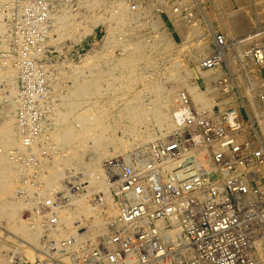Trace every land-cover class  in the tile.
I'll use <instances>...</instances> for the list:
<instances>
[{
  "label": "bare ground",
  "instance_id": "1",
  "mask_svg": "<svg viewBox=\"0 0 264 264\" xmlns=\"http://www.w3.org/2000/svg\"><path fill=\"white\" fill-rule=\"evenodd\" d=\"M166 1L172 0H35L32 18L22 24L34 29L32 47L24 55L21 38L12 46L10 37L13 0H0V264H32L37 257L41 259L34 248L50 239L63 248L59 259L66 264H89L86 255L100 242L113 247L109 225L117 219L119 207L111 193L108 160L116 158L145 172V161L150 164L157 159L185 105L202 112L236 99L230 97L231 92H223L221 63L239 72L236 83L233 71L227 70L231 84L227 88L238 91V105L246 108L252 130L257 124L264 137L259 79L255 77V82L246 76L239 57L237 61L231 58L236 51L225 53L226 35H220L225 42L220 44L212 28L216 20L219 28L230 25L233 32L244 30L253 22L248 14L237 18L231 12L224 22L205 13L199 0H191L200 9L206 36L212 38L209 43L198 15L187 9L190 0H175L171 6H165ZM18 6L20 12L25 9ZM160 10L175 24L181 45L174 46L166 31L158 33L164 24ZM97 27L104 29L98 46L84 43ZM255 33L231 47L245 49L258 39L260 34L254 37ZM36 40L39 44L34 47ZM262 45L258 57L264 66V40ZM76 47L82 52H76ZM174 48L189 56V66L175 74L173 67L179 60L172 58ZM250 50L241 58L254 62ZM12 51L14 56H10ZM218 51L221 63L218 59L212 68H203V62ZM226 58L233 63L228 64ZM163 75L167 85L158 83V76ZM189 78L202 80L205 91L188 82ZM196 152L191 150L184 159ZM172 167L170 161L160 159L154 170L158 173L160 168L161 178L170 181L166 176ZM68 186L76 192L69 194ZM55 193L65 198L63 205H49ZM23 209L28 210L26 221L20 217ZM177 221L173 216L163 223ZM175 229L162 235L169 245L180 241ZM255 248L264 260V239Z\"/></svg>",
  "mask_w": 264,
  "mask_h": 264
},
{
  "label": "built area",
  "instance_id": "2",
  "mask_svg": "<svg viewBox=\"0 0 264 264\" xmlns=\"http://www.w3.org/2000/svg\"><path fill=\"white\" fill-rule=\"evenodd\" d=\"M34 2L13 0L10 37L12 46L21 38L24 55L32 47L34 29L22 24L32 18ZM18 3L25 7L22 12ZM29 38L31 44H26ZM217 40L225 44L220 35ZM38 44L36 40L34 47ZM260 51L251 50L252 60L264 69ZM219 53H212L203 68H212L218 59L221 63ZM14 54L12 51L10 56ZM221 84L227 95L228 79ZM258 93L264 105V74ZM183 108L157 159L150 164L145 161V172L118 159L107 162L111 193L119 207L117 219L109 225L110 244L114 246L98 243L86 255L89 264H162L167 259L170 264H264L255 248L264 239L263 134L257 124L252 130L246 108L240 105L222 108L215 104L202 112L190 105ZM191 150L197 152L184 159ZM160 159L173 164L166 176L170 181L161 178L160 168V174L154 170ZM66 188L69 194L76 192L74 186ZM54 195L49 205L66 202L61 194ZM173 216L178 217L177 222L163 223ZM174 229L180 241L169 245L172 243L162 235ZM55 243L50 239L34 248L41 259L37 257L32 264H66L59 259L63 248Z\"/></svg>",
  "mask_w": 264,
  "mask_h": 264
},
{
  "label": "rangeland",
  "instance_id": "3",
  "mask_svg": "<svg viewBox=\"0 0 264 264\" xmlns=\"http://www.w3.org/2000/svg\"><path fill=\"white\" fill-rule=\"evenodd\" d=\"M200 1V6H201V8L203 9L204 8V12L206 13V12H208L207 14L210 16V17H216L217 18V16L218 17H220L224 22L226 21V19H227V16H228V14H230L231 12L232 13H234V14H237L236 15V17L237 18H239L240 17V14H244V15H247L248 16V18L250 19V21H253V22H251V24H250V29H249V27L248 28H245L244 30H241V31H236L235 29H233V30H235L236 32H233L231 29L232 28H230V27H232V26H223V27H221L220 26V28H219V24H218V22H216V20H213V22H212V28H213V33H217V34H219V35H223L224 34V36L226 37V40H227V44H228V47H227V49H226V54L228 53V49H231L232 50V48H233V50L234 51H236V54L234 55V57L232 56L231 58H232V60H233V58H234V61H237V60H235V59H238V57H239V59H240V61H239V59H238V64L239 65H241L243 68H244V70H245V72H246V76L248 77V78H250L252 81H257L258 79H259V81H257L256 83L258 84V85H260V76H261V74H264V69H262V68H260V67H258L254 62H252V61H249V62H247V60L246 59H244V58H241L242 56H244V55H246L245 53H247V52H249V50L251 49V50H254V49H258V48H261L263 45H262V40H264V27H262L261 28V26H263L264 25V23L263 24H260V22L262 23V22H264V19H262V18H264V10H263V8H264V0H240V2H242L243 3V5H240V2H239V0H199ZM167 2V5H165V6H171V4L172 3H174L175 2V0H172V1H166ZM228 4V6H226V7H224L225 6V4ZM254 4V5H253ZM257 4H260V5H257ZM173 5V4H172ZM262 5V6H261ZM245 7V8H244ZM252 8V9H251ZM261 8V9H260ZM158 9H159V7H158ZM187 9L189 10V12L190 13H194V14H196V15H198V19L200 20V23H201V25L204 27V29H203V33L205 34V36H206V34H207V31H206V27L204 26L205 25V23H204V21H203V18H202V16L199 14L200 12H199V10L200 9H198V8H196L194 5H193V3H192V1L190 0V4H189V6L187 5ZM245 9V10H244ZM249 9H250V11H249ZM154 10V9H153ZM253 10H256L257 12L259 11V17H258V14H257V12L256 11H253ZM263 10V12H261ZM225 11H226V13H225ZM247 11H249L248 13H247ZM155 11H153L152 13H154ZM158 12V16H160L161 17V19L163 20V22H164V24H163V26H160L159 28H158V33H160V32H162V31H166L167 33H168V35H169V37H170V39L172 40V42H173V44H174V46H179V45H181L182 44V40H181V35L178 33V31L175 29V24H173V22L171 21V19H169L168 18V15L166 14V12H164V11H157ZM253 12V13H252ZM215 13V14H214ZM255 13V14H254ZM260 13H262V14H260ZM222 15V16H221ZM261 15H263V17H261ZM209 16H207L208 17V19H209ZM256 16V17H255ZM261 17V18H260ZM226 18V19H225ZM258 18H260V19H262V20H259ZM214 19V18H213ZM259 20V21H257V20ZM256 21L258 22V24L256 23ZM214 23V24H213ZM217 24H218V26H217ZM254 24V26H252ZM257 25V26H256ZM261 25V26H260ZM215 26V27H214ZM228 27V28H227ZM227 29H229V30H227ZM249 29V30H248ZM223 30V31H222ZM226 30V31H225ZM258 30V31H257ZM263 31V34H262V31ZM160 31V32H159ZM245 31H247V33H245ZM227 32V33H226ZM232 32H233V34H232ZM238 32V34H236ZM254 34V32H256V33H259L260 35H262V37L259 35V37H258V35L255 33V35H254V37L255 36H257L258 37V39L256 40V39H253V40H251L248 44H247V49H248V51L246 50V52H245V49L243 48V46H240V48L239 47H236V46H234L235 47V49H234V47H231L232 46V44L235 42V41H238V40H240V41H243V38H244V36L246 37H249L250 38V36H251V34L252 33ZM103 33H104V29H103V27H97L96 29H95V32L91 35V36H88V37H86V38H84V43H86L87 41H89V42H91V43H93V44H96L97 46H98V44H99V40H100V38L102 37V35H103ZM232 35H231V34ZM245 34V35H244ZM252 34V35H253ZM235 35V36H234ZM236 35H238L237 37H236ZM230 36V37H229ZM232 36V37H231ZM251 37H253V36H251ZM206 38H207V41L209 42H211L212 41V38H210V37H208V36H206ZM249 38H245L244 40H246V39H249ZM235 39V40H234ZM230 42H232V43H230ZM209 42V43H210ZM239 42V41H238ZM260 43H261V45H260ZM248 46L249 47H251L252 46V48H248ZM253 46H254V48H253ZM88 47L86 46L85 48H84V50H86ZM213 47H211V49H212ZM238 48V49H237ZM78 49V47H76L75 48V51ZM210 49V48H209ZM240 49V51H238ZM244 49V50H243ZM230 50V51H231ZM251 50H250V52H251ZM173 54H172V58H174L175 60H176V58H177V65H175L174 67L176 68H174L173 67V71H174V74L175 73H177V72H179V70L180 69H182V68H184V66H189V56L186 54V55H182V54H178L177 53V49L176 48H174L173 49V52H172ZM175 53V54H174ZM238 53V54H237ZM239 53H241L240 55H239ZM248 55V54H247ZM246 55V56H247ZM251 55H252V52H251ZM238 56V57H237ZM181 58H183V59H181ZM187 58V59H186ZM231 58H226V60L228 59V64H232L233 62L232 61H230L231 60ZM242 59V60H241ZM251 60V59H250ZM186 61V62H185ZM242 61V62H241ZM181 62V63H180ZM246 62V63H245ZM254 64H252V63ZM180 63V64H179ZM185 63V64H184ZM187 63V64H186ZM179 64V65H178ZM225 63H221V68H220V71L223 73V75L225 76V78H229V77H227V72L228 71H230V70H232L231 68H228L227 69V65L225 64ZM169 66V65H168ZM159 68L160 69H162V68H164V67H162V66H159ZM190 68H192V67H190ZM235 68V67H234ZM194 69V68H193ZM230 69V70H229ZM256 69V70H255ZM178 70V71H177ZM228 70V71H227ZM181 71V70H180ZM233 72H231L233 75H232V77L233 78H235V81H236V79H237V75H239V72L236 70V68L234 69V70H232ZM235 71V72H234ZM254 71V72H253ZM213 72H215V71H213ZM181 74H183V71L181 72ZM165 75H163V76H158V83H160V85H167V83L169 82L165 77H164ZM161 77V78H160ZM255 77H256V79L257 80H255ZM160 78V79H159ZM168 81V82H165V81ZM188 82H190V83H194V84H197V86H198V88L201 90V91H205V87H204V85H203V83H202V80H200L199 78H196V79H194V78H189L188 79ZM259 82V83H258ZM228 83H229V80H228ZM236 83H239L238 81H236ZM171 85V84H170ZM228 85H231L230 83L228 84ZM227 85V86H228ZM240 90H241V88H240ZM228 91L229 92H231L230 93V97H233V95L235 96V98L236 99H231V100H228V101H225V102H222L221 104H218L220 107H222V108H226V107H228V106H236V104H237V106H238V102L240 101L239 100V97H238V91L237 90H235V89H233V88H231V90L230 89H228ZM257 91L259 92V86H258V89H257ZM223 94V93H222ZM259 94V93H258ZM230 101V102H229ZM244 101L246 102L247 100H246V98H244ZM236 103V104H235ZM233 104H235V105H233ZM112 159H114V158H112ZM112 159H110V160H112ZM116 159V158H115ZM109 161V160H108ZM28 210H26V209H23V210H21V212H20V217H22L21 219L22 220H24V221H26L27 219H29V214H28V212H27ZM25 245H27V244H25ZM25 247V246H24ZM24 247H22L23 249H24ZM27 248V247H26ZM31 262H29L28 264H30Z\"/></svg>",
  "mask_w": 264,
  "mask_h": 264
}]
</instances>
